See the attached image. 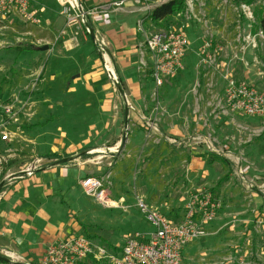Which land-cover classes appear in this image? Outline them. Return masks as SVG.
Instances as JSON below:
<instances>
[{"label":"rangeland","instance_id":"1","mask_svg":"<svg viewBox=\"0 0 264 264\" xmlns=\"http://www.w3.org/2000/svg\"><path fill=\"white\" fill-rule=\"evenodd\" d=\"M167 1L146 4L154 8ZM191 1L193 11L187 10L188 14L160 25L144 21L147 33L178 26L188 30V55L193 58L183 73L156 88L142 108L151 114L155 130H144L140 122L128 123L124 145L120 142L113 152L108 150L113 143L108 134L105 141L72 150L78 131L99 119L94 113L70 109V81L47 74L48 51L35 52L41 42L1 29L0 99L14 103L18 120L11 126V140L0 142V181L9 168L12 177L31 173L38 168V159L51 161L46 155L57 157L52 163L78 172V185L82 175L105 178L111 183V197L123 199L122 207L104 208L81 196L84 207L76 211L75 219L88 236L118 248L134 233L154 231L136 206L138 198L177 220L186 192L188 196L206 189L220 210L207 234L184 249L182 264H264V121L231 111L222 86L227 75L246 80L264 93L262 37L254 38L255 48L240 50L244 36L257 33L253 26L256 14L264 15V0ZM34 29L19 30L36 34ZM209 143L223 150L221 156L206 151ZM239 167L248 176L245 182L234 173Z\"/></svg>","mask_w":264,"mask_h":264},{"label":"crops","instance_id":"2","mask_svg":"<svg viewBox=\"0 0 264 264\" xmlns=\"http://www.w3.org/2000/svg\"><path fill=\"white\" fill-rule=\"evenodd\" d=\"M118 1L124 2L116 8L110 7L107 10L101 8ZM82 3L86 10H98L90 16L88 26L94 38L105 46L106 54L117 77L115 85L105 75L100 55L90 36L86 40L76 30L65 27L60 8L55 0H30V10L35 12L37 23L25 22L15 16L1 24L0 30L10 29L15 33L29 36L36 42H41L36 45V48L47 46L44 68L48 75L60 78L61 82L70 81V91L73 92L69 94L72 98L70 109L75 108L76 112L94 113L99 119L98 122L93 120L88 129L78 131L76 137L79 139L76 142L77 145H72V150L93 146L95 144L88 145V143L91 141L95 143L98 139L105 141L108 134L113 142L108 150L113 152L114 148H118L122 135H127L125 128L130 129L128 123H141L138 126L144 130H155L154 123L151 122L153 121L151 114L144 113L142 108L147 107L156 88L150 79V70L140 65L139 54L145 35L148 34L144 21L150 23V20L145 19L147 12L142 10L141 6H136L129 0H83ZM156 3L153 1L151 4ZM184 13L188 14L187 7L178 15L182 16ZM178 15L176 16L180 17ZM20 22L24 26L20 25ZM139 23H142L141 32L138 30ZM28 26H33L37 33L19 30L22 27L26 29ZM39 34H43L44 37L36 38ZM186 34L188 51L184 58V69L179 74L185 71L193 58L188 55L191 51L188 30ZM248 35L251 34L244 36L243 44L241 43L240 46V50L244 52L249 48H255V40L249 43ZM48 41L52 42L50 46L47 45ZM35 52L38 55L42 51ZM222 86H225V82ZM3 101L9 100L3 99ZM126 106L128 107L127 126L124 117ZM206 151L208 152L207 149ZM217 151L221 154L223 152L222 149ZM221 154L216 155L221 156ZM46 156L51 161L42 163V159H38L35 162L38 168L30 174L23 172L21 175L12 177L14 171L11 172L9 168L5 180L0 181V184L3 183L0 189V256L13 259L7 258V262H0V264H38L49 245L68 236L87 234L84 225L75 219L76 211L84 207L79 198L83 196L90 202L94 204L95 202L85 197L77 184L78 172L68 169L66 165L53 164L52 162L57 160L55 155ZM197 164L202 167V159ZM45 172L51 174L45 175ZM245 175L248 178L246 173ZM86 176L90 175H82L79 180ZM256 192L257 190L251 191V193ZM187 193L181 198L184 202L187 199ZM182 213L183 211L174 221L180 220ZM212 222L204 225L205 230ZM91 240L108 247L104 240L96 236Z\"/></svg>","mask_w":264,"mask_h":264},{"label":"built area","instance_id":"3","mask_svg":"<svg viewBox=\"0 0 264 264\" xmlns=\"http://www.w3.org/2000/svg\"><path fill=\"white\" fill-rule=\"evenodd\" d=\"M142 10H152L149 0H129ZM60 8L67 29L76 30L82 36L89 37L90 16L97 9L86 10L83 0H55ZM124 1L111 2L101 8L119 7ZM187 10L193 11L192 1L186 0ZM140 7V8H141ZM19 17L25 22L37 23L35 12L30 10V0H0V25L11 17ZM180 16V15H178ZM141 32L142 23L138 24ZM261 32L248 35L249 43ZM94 44L100 55L102 68L112 84L117 77L106 54L104 44L94 38ZM254 42V41H253ZM188 51L186 30L182 26L170 27L145 35L139 52L142 68L150 70V79L155 88H161L165 81L177 76L184 69V58ZM224 100L233 112L247 117L264 120V93L246 81L224 76ZM18 120L17 111L11 101L0 100V142L11 140V126ZM151 126V125H150ZM209 152L220 155L212 145L205 146ZM30 174V172H27ZM240 182L246 181L242 167L235 170ZM85 197L104 208L122 207L123 199H113L109 193L111 183L103 177L86 176L79 181ZM136 206L154 231L150 234L134 233L125 239L116 251L94 243L83 235L68 236L49 245L38 264H182L184 249L192 242L207 234L204 225L216 219L220 204L209 190L192 191L183 204V213L177 222L169 219L156 209L149 207L138 198ZM9 260H13L7 257ZM90 260L94 261L91 262Z\"/></svg>","mask_w":264,"mask_h":264},{"label":"trees","instance_id":"4","mask_svg":"<svg viewBox=\"0 0 264 264\" xmlns=\"http://www.w3.org/2000/svg\"><path fill=\"white\" fill-rule=\"evenodd\" d=\"M185 9H186L185 0H168L167 2H164L154 7L152 10L148 11L144 17L145 19L150 20L151 23L160 25L162 23L169 21L173 17H176V15L183 13ZM256 19H257V24L253 26V29L254 32H261L263 39V48H264V15L258 16L256 14ZM221 162L226 164V161H224L223 159L221 160ZM222 180H223L222 178L219 179L216 186H220ZM84 236L87 237L88 239L95 238L94 235L88 236L86 234ZM106 245L110 250L116 251V249L110 246L109 244ZM90 261L94 262L92 260ZM0 262L2 263L3 261L0 260Z\"/></svg>","mask_w":264,"mask_h":264},{"label":"water","instance_id":"5","mask_svg":"<svg viewBox=\"0 0 264 264\" xmlns=\"http://www.w3.org/2000/svg\"><path fill=\"white\" fill-rule=\"evenodd\" d=\"M89 36H90V39H91L92 41H94V34H93L92 30H91ZM45 50H48V47H47V46H43V47L40 48V51H45ZM127 112H128V107L126 106V109H125V112H124L125 125H126V126H127V124H126V123H127ZM124 143H125V135L123 136V138H122V140H121V144L124 145ZM53 164H56V163H53ZM2 184H3V183L0 184V189H1V187H2ZM0 260L3 261V262H7V261H8L7 258H5V257H1V256H0Z\"/></svg>","mask_w":264,"mask_h":264}]
</instances>
